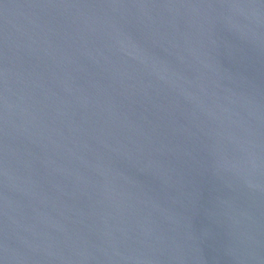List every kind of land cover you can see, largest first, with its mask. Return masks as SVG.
<instances>
[{
  "label": "water",
  "instance_id": "1",
  "mask_svg": "<svg viewBox=\"0 0 264 264\" xmlns=\"http://www.w3.org/2000/svg\"><path fill=\"white\" fill-rule=\"evenodd\" d=\"M0 264H264V0H0Z\"/></svg>",
  "mask_w": 264,
  "mask_h": 264
}]
</instances>
